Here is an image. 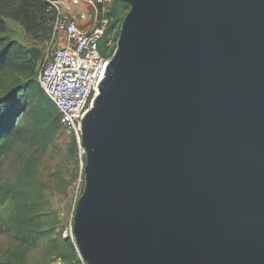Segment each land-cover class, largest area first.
Listing matches in <instances>:
<instances>
[{
    "label": "water",
    "instance_id": "1",
    "mask_svg": "<svg viewBox=\"0 0 264 264\" xmlns=\"http://www.w3.org/2000/svg\"><path fill=\"white\" fill-rule=\"evenodd\" d=\"M117 1L129 11L82 123L80 256L264 264V0Z\"/></svg>",
    "mask_w": 264,
    "mask_h": 264
},
{
    "label": "trees",
    "instance_id": "2",
    "mask_svg": "<svg viewBox=\"0 0 264 264\" xmlns=\"http://www.w3.org/2000/svg\"><path fill=\"white\" fill-rule=\"evenodd\" d=\"M114 4V20L108 33L117 28V41L129 6L117 0ZM49 6L48 0H0V75L14 78L0 89V206L14 202L12 227L18 238L28 244L39 235L36 221L43 197L26 164L6 175L1 164L23 140L50 143L62 123L57 107L40 87L38 63L32 59L29 47L6 33L8 22L14 21L35 45L46 41L51 37L55 18ZM72 144L75 146V141Z\"/></svg>",
    "mask_w": 264,
    "mask_h": 264
},
{
    "label": "rangeland",
    "instance_id": "3",
    "mask_svg": "<svg viewBox=\"0 0 264 264\" xmlns=\"http://www.w3.org/2000/svg\"><path fill=\"white\" fill-rule=\"evenodd\" d=\"M114 6V3L109 5L111 15ZM6 34L26 48L37 46L42 51L51 39L35 45L14 21L8 22ZM37 63L40 70L41 59ZM13 79L1 74L0 89ZM73 141V135L61 127L50 143L23 140L4 158L1 171L5 175L19 171L25 164L28 166V172L34 175L43 202L36 221L39 235L32 244L22 242L12 227L14 202L0 206V264L77 263L79 252L72 228L76 205L85 187V168Z\"/></svg>",
    "mask_w": 264,
    "mask_h": 264
},
{
    "label": "built area",
    "instance_id": "4",
    "mask_svg": "<svg viewBox=\"0 0 264 264\" xmlns=\"http://www.w3.org/2000/svg\"><path fill=\"white\" fill-rule=\"evenodd\" d=\"M48 1V11H55V18L50 42L41 54L38 82L57 107L62 127L73 135L85 168L88 151L82 141V123L99 94V86L117 46L118 29L108 33L114 20L109 5L115 0ZM62 1H68L71 6L83 1L93 5L96 13L92 26L83 29L78 27L75 16L66 18ZM87 17V13L79 14L81 19ZM76 264L87 263L79 254Z\"/></svg>",
    "mask_w": 264,
    "mask_h": 264
},
{
    "label": "crops",
    "instance_id": "5",
    "mask_svg": "<svg viewBox=\"0 0 264 264\" xmlns=\"http://www.w3.org/2000/svg\"><path fill=\"white\" fill-rule=\"evenodd\" d=\"M87 1V0H86ZM86 1H83L80 5L74 6L70 5L68 1H62V11L66 18L74 17L75 22L77 23L78 27L87 29L90 28L94 22L95 16V7ZM87 13L88 17L86 19L79 18V14Z\"/></svg>",
    "mask_w": 264,
    "mask_h": 264
}]
</instances>
